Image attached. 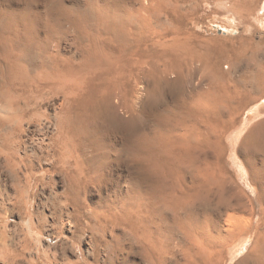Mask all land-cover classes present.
Returning a JSON list of instances; mask_svg holds the SVG:
<instances>
[{
    "label": "bare ground",
    "instance_id": "bare-ground-1",
    "mask_svg": "<svg viewBox=\"0 0 264 264\" xmlns=\"http://www.w3.org/2000/svg\"><path fill=\"white\" fill-rule=\"evenodd\" d=\"M67 1L0 0V259L57 263L44 242L63 232L47 241L40 226L50 214L72 234L77 259L62 264H103L76 249L81 234L88 255L123 254V235L105 239L111 228L127 229L147 264H228L243 250L240 264H264V119L248 129L264 108L244 122L246 163L227 142L254 100L249 86L264 103V63L242 87L211 74V89L187 99L184 72L197 60L170 21L183 0ZM214 3L241 23L264 14V0ZM228 153L249 191L230 187ZM96 196L107 203L92 207ZM14 212L25 230L9 243Z\"/></svg>",
    "mask_w": 264,
    "mask_h": 264
},
{
    "label": "rangeland",
    "instance_id": "rangeland-1",
    "mask_svg": "<svg viewBox=\"0 0 264 264\" xmlns=\"http://www.w3.org/2000/svg\"><path fill=\"white\" fill-rule=\"evenodd\" d=\"M67 5L70 7H73L74 9L75 8L80 9L85 6V0H69L67 1ZM180 5L181 7L183 5V7L181 8L182 11L179 12L180 15L177 14L175 16L171 14L170 21L172 20L171 24L173 25L171 29L174 27H178L181 30V32L183 33V39H185L184 42L186 45V49H185L186 53L190 57H193L195 60H197L196 61L197 65L194 64L192 68L193 71L191 70L189 72L188 70H186L184 72L186 76V80L188 82L187 84L188 86L186 85L185 87L187 99L190 98L191 93L195 92V90H199L202 88L203 90H206V91L210 90L212 87L211 86L212 79L215 78L213 76H216L219 72L226 77V84L230 88H235V86L242 87L241 85L243 83L242 81L247 77V74L255 70L257 68V65L264 63V52H262V50L264 51V14L263 12H261L262 20L260 22H255L251 20V23H252L251 24L248 21L246 23L245 21L244 23H241V21H243L244 19L241 20L233 16L232 14L226 13V11H224L225 9L223 10V8H220L217 5H215L214 0L213 2L212 0L210 1L209 0H190V1L183 0L180 2ZM248 23H250L251 25H249ZM255 28L257 29L255 30ZM248 40H250L251 42L250 41L248 42ZM255 61H257V63ZM205 65L207 69H205L206 68ZM194 67L195 68L197 67V69H195ZM211 74H214V75L211 76ZM179 75L180 74L178 71L172 72V73H169L167 78L170 81H175L178 79ZM145 87H146V83L144 81H141L138 86L139 97H140L138 99L139 111L142 110L144 107V101H145L144 95L145 94L143 95V93H144ZM248 89L249 90L251 89L250 93H251L252 99H254L255 101L257 99L259 100L257 102H255L254 100H251V102H249L248 100L246 104L247 106L244 105L242 107L243 108V116H241V118L243 117L242 118L243 120L241 119L242 125H240L239 128L236 129L232 133V135L229 137V139L227 140L229 144H233V150L237 153V156L239 160H241L242 163H246L245 158L247 155L246 154L247 151L244 148V141L249 133L248 129H251L252 126H254L256 122H260L261 120L264 119V114H263L260 117L254 118L253 120L254 123L252 122L253 124L248 126L249 127L248 129L244 128V122L246 121V119L249 118L248 116L254 117L256 111L259 108L260 109L264 108V103L262 104L261 102V99L263 97L260 91L255 86H249ZM168 102H169V99H167L164 102L163 106L161 107L162 111L167 110L168 109L167 107L171 106V102L169 103ZM245 131L247 132V135ZM227 164H228L227 166L228 176L231 178L230 187L238 186L240 189H243L246 192L249 191L252 186L250 184L248 176L245 174L242 175L239 173L240 166H237L234 164L233 159L229 157V153L227 156ZM93 193L96 194L95 191ZM99 201H100V197L96 196L94 200H91L90 205L92 207L97 206ZM104 201L105 200H103V203L99 202V204L101 203L102 205L106 204L107 202L106 201L104 202ZM45 214L47 215V213ZM8 218L9 219L6 222L7 230L5 232L7 234L6 235L8 239L7 241L11 243V241L14 239L13 237H16V233L20 234L25 229L23 228L24 225L22 221H20L19 217L17 216V213L14 212V214L9 215ZM53 219H56V218H54V216H51L49 214V216H46V217L43 215V218L40 220V226L43 224L41 226L42 231L46 233L43 239L49 241L48 234L51 233L53 230H54L53 232L55 233L57 231H62L63 235H62V238L58 242H52L50 246L48 242H44L45 246L49 247L51 251L53 250L52 253L56 256L58 264H62L66 261H76L77 257L74 254L75 251L72 247V244L68 241L69 238L72 237V234H70L67 231V229H65V227H61L63 226V224H61L60 220H58L57 222L56 220H53ZM109 230L111 232L108 231L107 232L108 235L106 234L105 236L107 237L105 238L107 241H111L113 238V235H120V234L123 235L124 240L127 244V249L123 252V254L120 253V251H118L117 255H113L112 252L110 253L109 249L105 247H101V246H98L99 248L98 249L95 246L94 249L96 251L93 250L92 252L93 254L90 253L89 255L91 256H89L88 255L89 252L88 253L86 252V248H87L86 242L88 241V237L87 236L85 237L83 234H81V238H80V240L82 239L83 240L80 241L81 243L78 244L79 248L77 246L76 249L81 250V252L83 251L84 253L82 252V256L83 255L86 256V257L84 256L83 257L86 258L90 262L98 260L102 262L103 264H121L120 263L121 258L123 259V257H125L127 259L130 258L129 260L134 261L136 264L146 263V261H144L145 259H142L143 257L139 253L140 249L132 246L133 240L132 238L129 239L131 234L128 233L129 231L127 229L125 230L117 229L113 231V229L111 228ZM246 252L247 250L241 251V254L239 256H236L233 260L229 261L228 264H240V261L242 260ZM126 253H129L130 255ZM175 253H176V257L178 256L177 258H180L179 252L176 251ZM0 264H12V263H6L0 259ZM19 264H25V263L21 262Z\"/></svg>",
    "mask_w": 264,
    "mask_h": 264
}]
</instances>
